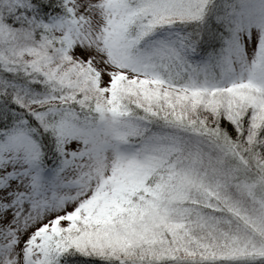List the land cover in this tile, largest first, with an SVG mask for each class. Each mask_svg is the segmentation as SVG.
Wrapping results in <instances>:
<instances>
[{"label":"snow or ice","instance_id":"1","mask_svg":"<svg viewBox=\"0 0 264 264\" xmlns=\"http://www.w3.org/2000/svg\"><path fill=\"white\" fill-rule=\"evenodd\" d=\"M0 264H264V0H0Z\"/></svg>","mask_w":264,"mask_h":264}]
</instances>
